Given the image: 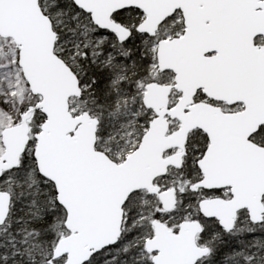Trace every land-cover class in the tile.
Segmentation results:
<instances>
[{
	"label": "snow or ice",
	"instance_id": "1",
	"mask_svg": "<svg viewBox=\"0 0 264 264\" xmlns=\"http://www.w3.org/2000/svg\"><path fill=\"white\" fill-rule=\"evenodd\" d=\"M0 264H264V0H0Z\"/></svg>",
	"mask_w": 264,
	"mask_h": 264
}]
</instances>
